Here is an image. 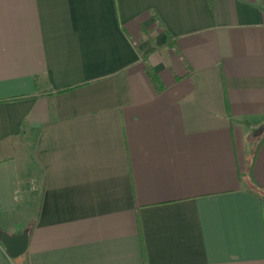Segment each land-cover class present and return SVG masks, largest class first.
I'll return each mask as SVG.
<instances>
[{
  "label": "crops",
  "instance_id": "obj_1",
  "mask_svg": "<svg viewBox=\"0 0 264 264\" xmlns=\"http://www.w3.org/2000/svg\"><path fill=\"white\" fill-rule=\"evenodd\" d=\"M264 0H0V264H264Z\"/></svg>",
  "mask_w": 264,
  "mask_h": 264
},
{
  "label": "water",
  "instance_id": "obj_2",
  "mask_svg": "<svg viewBox=\"0 0 264 264\" xmlns=\"http://www.w3.org/2000/svg\"><path fill=\"white\" fill-rule=\"evenodd\" d=\"M0 241L3 244L7 255L10 258H16L26 251L28 235L27 233L10 235L1 231Z\"/></svg>",
  "mask_w": 264,
  "mask_h": 264
},
{
  "label": "trees",
  "instance_id": "obj_3",
  "mask_svg": "<svg viewBox=\"0 0 264 264\" xmlns=\"http://www.w3.org/2000/svg\"><path fill=\"white\" fill-rule=\"evenodd\" d=\"M264 142V132L261 135V138L259 139V141L256 143L255 148H254V152L253 154L255 155L256 151L258 150L259 146Z\"/></svg>",
  "mask_w": 264,
  "mask_h": 264
}]
</instances>
